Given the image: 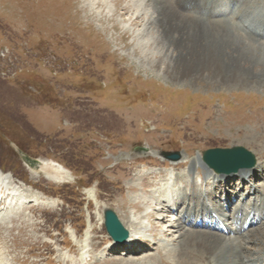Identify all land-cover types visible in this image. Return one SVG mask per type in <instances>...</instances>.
I'll return each mask as SVG.
<instances>
[{
  "label": "rangeland",
  "instance_id": "374dc122",
  "mask_svg": "<svg viewBox=\"0 0 264 264\" xmlns=\"http://www.w3.org/2000/svg\"><path fill=\"white\" fill-rule=\"evenodd\" d=\"M159 1L0 0V170L32 189L15 210H7V193L5 205L0 201L5 206L0 217L8 216L0 218V264L188 259L186 245L179 243L181 227L163 212L149 191V176L138 170L170 167L163 151L181 153L185 166L173 170L177 178L194 171V182L181 180L179 195L190 193L197 207L208 201L203 191H217L216 182L205 185L214 180L201 164L207 149L247 148L256 157L254 184L263 185L264 38L249 28L264 26V0H240L233 11L230 0L226 8L216 4L226 13L222 21L183 13L204 35L217 27L225 39L222 47L234 41L232 47L244 56L238 64L223 56L220 67L186 74L154 44L160 36L152 22ZM171 43L175 59L181 48ZM248 46L252 50L244 53L241 48ZM197 51L196 57L215 58L202 47ZM190 55L186 49L185 57ZM230 65L239 71L237 80ZM22 154L60 163L72 179L52 182L31 169ZM105 209L116 212L129 231L136 227L124 244L140 242L136 251L110 253L116 244L104 225ZM129 219L139 224L131 226ZM205 233L211 232L198 230ZM247 239L242 243L252 250L242 256L251 264L264 252L259 241H264V224L251 229ZM239 240L223 239L222 258L215 262L241 261V254L228 248Z\"/></svg>",
  "mask_w": 264,
  "mask_h": 264
},
{
  "label": "bare ground",
  "instance_id": "6f19581e",
  "mask_svg": "<svg viewBox=\"0 0 264 264\" xmlns=\"http://www.w3.org/2000/svg\"><path fill=\"white\" fill-rule=\"evenodd\" d=\"M172 1L174 2L175 6L172 4L171 1L169 3L167 0H160L159 1L160 5H159V8L157 10V16H154L155 14L152 13V14H154L153 15L154 18L152 19V22L159 28V33H160V36L157 38V40H154L155 41L154 44L160 50V54L162 57L164 56L167 60H169L170 63H173V60H175L177 62V63L175 62L176 65H175L174 69H177V70L182 69L185 72V74H186V72H190V71L191 72L196 71V70L198 71V69L201 70V72H202V70H204L208 67H211V68L217 67V66L220 67V65H221L220 61L223 62V60H225L222 58L223 56L224 57L226 56V58L229 56L228 61L232 62L233 64H238L240 62H243L244 56L240 52H236L237 49L232 47V45L235 44L234 41H232V43L227 42V46L222 47V42H224L225 39L222 36H220L219 33H221V32L219 31V29H217V27H214L213 25L210 26V28L208 29L210 32H208V33H211V35L207 36L208 33L206 35H204L202 32H198L197 31V25L195 23H193L192 20H191V23L188 22L189 18L183 14V13H188V14H191L193 16V19L197 18V16H200V15L205 13L204 11L201 10V8H204L205 2L209 1V3H210L211 0H197L195 10H191V11L187 10V6H186L187 3H185L184 6H182V3L185 2V0H172ZM239 1L240 0H234L233 2L235 4H237ZM212 2H214V0ZM239 3L237 4L238 6H239ZM246 3H247V1H246ZM141 4H142V2L140 1V3H139L140 7H141ZM135 5L137 6L138 3H136ZM183 9H185V10H183ZM163 13L166 14L165 17H162ZM175 14H177L178 17L174 16V18H171ZM214 15L215 14L208 13L207 18H205V19H208V21L216 20L215 17H214L215 19H212V16H214ZM192 16L190 18H192ZM246 18H248V17H246ZM248 19H250V18H248ZM239 20H240V18H239ZM220 21H222V20H220ZM262 22H264V20ZM211 23H213V22H211ZM213 24H215V23H213ZM250 25H252V24H250ZM240 26H242V25H240ZM199 30H200V28H199ZM212 31H214V32H212ZM247 31L249 32V30H247ZM147 34H149V33L147 32ZM143 35H144V33H143ZM144 36H146V34ZM144 36H143V38H144ZM149 36H150V34L148 35V37ZM175 37H177L179 40L175 39ZM171 42L177 43L178 46L181 48L179 57H176L175 59H174V56L170 50V46L172 45ZM147 44H148V41H147ZM201 47L204 49V52L215 54V58L209 59L208 57L203 56V54L199 57H196L195 53L198 52L197 49L201 48ZM227 48L228 49L232 48L233 52L231 54H229L227 52ZM186 49H188V51L191 53V55L189 57H185ZM241 49L243 50L244 53H246V51L252 50V47L248 46L247 48H241ZM219 51H221V53ZM223 51L226 52V55H224ZM218 52L221 55L218 54ZM178 59L180 61H178ZM163 62H164V60H163ZM234 67L235 66L232 65L229 68V71L231 72L232 77L235 80H237L236 76H237L239 71H238V69H236ZM170 68H171V64H168V69H170ZM170 163H171L173 168H175V167L176 168H183L185 166V163H183V161H181V160L180 161H170ZM248 171H252V169H250V168L249 169H241L239 172L240 173H248ZM257 171L258 170L254 171V173H253L254 176H257L259 174ZM36 172L41 173L48 180H50L52 182H56V183L67 182V181H70L72 179L70 172L63 165H61L60 163H57L55 161H52V160H44L37 167ZM164 175L165 174H162V175L158 176V178H164ZM151 177H156V176L152 175ZM159 180H161L160 181V187H157L155 189V195H156L158 200H159V198L163 197V194L161 191H165V189L170 185V182H172V178L165 177L164 179H159ZM159 190H161V191H159ZM30 191H32V189L30 187H27V185H25L23 183H21L20 185L15 184V182L13 181L10 174H5L0 170V198L6 197L5 193H7V195H8L7 199H10L9 200L10 203H9L7 210L10 211V209H12V210L17 209L18 205H21L23 202V194H26V192H30ZM2 192L4 193L3 195H2ZM36 193H38V192H36ZM38 194H40V193H38ZM250 197H251V194L247 195L245 197V200L250 199ZM168 201H167V203H165V202L161 203V201L159 202L161 204L160 206L162 207V210L164 213L165 212L167 213L170 210ZM7 202H8V200H7ZM191 215H192V213L186 207L184 215H183V222H185L187 219L192 217ZM136 220H138V219H136ZM128 222H130L131 226H136L139 224L138 222L130 221V219ZM183 222L181 220H179V222L177 223L178 228H179V226L181 227L180 228V230H181L180 236L183 237V239L180 240L179 243H180V245H183V244L186 245L185 250L187 249L186 252L188 253L189 257H188V259H185V260L179 259L178 261H175V262H177V264H214L213 261L215 258L216 259L222 258V255L219 253V251L221 250V248L223 246L222 240L226 238L225 236L220 235L218 233H205V234L199 235L198 230L187 229L188 227L186 228L184 226ZM243 226H244V223L242 225H239L237 227V229L243 228ZM135 228L136 227H134L132 230H130L131 231L130 237L132 236L133 232L135 231L134 230ZM247 236H248V234L245 235V237H247ZM245 239L243 237L240 241L235 243V245H230L228 248L232 252H237L240 254L246 253L247 250H249V251H250V249L252 250L251 247L248 248L242 244V242H243L242 240H245ZM245 241H247V240H245ZM259 241L264 243L263 239H259ZM196 245L202 247L203 249L202 250H193V247H195ZM185 250H184V254H185ZM233 257L235 259L236 256L233 255ZM260 258H261V256H260ZM106 262L107 261H105L104 263H106ZM123 262H125V261H121L119 264H129L128 262H125V263H123ZM232 262L233 263H231V264H244L243 261L238 262L236 260H232Z\"/></svg>",
  "mask_w": 264,
  "mask_h": 264
},
{
  "label": "water",
  "instance_id": "95a60500",
  "mask_svg": "<svg viewBox=\"0 0 264 264\" xmlns=\"http://www.w3.org/2000/svg\"><path fill=\"white\" fill-rule=\"evenodd\" d=\"M169 159L177 160L179 153H167ZM204 161L218 173H233L240 168L252 167L256 158L252 152L241 146L232 148H215L204 152ZM105 225L108 233L118 242H125L129 232L120 222L116 213L110 209L105 210Z\"/></svg>",
  "mask_w": 264,
  "mask_h": 264
}]
</instances>
